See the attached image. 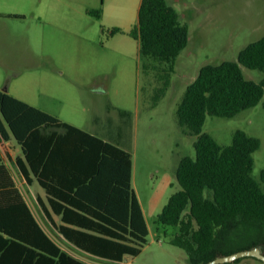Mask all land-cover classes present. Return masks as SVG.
Listing matches in <instances>:
<instances>
[{"label":"trees","instance_id":"trees-1","mask_svg":"<svg viewBox=\"0 0 264 264\" xmlns=\"http://www.w3.org/2000/svg\"><path fill=\"white\" fill-rule=\"evenodd\" d=\"M88 14L100 19L102 9ZM119 32L116 28L112 34ZM129 36L139 42L143 73H153L158 82L156 106L188 46L189 27L167 0H142ZM242 68L264 73V36L242 49L237 61L203 66L177 109L180 127L196 138L195 156L180 160L181 190L171 195L158 219L175 229L170 243L186 253L190 264L254 247L264 254L263 238H253L246 249L227 248L234 239H223L237 226L251 229L253 237L264 229V170L259 180L253 176V155L261 141L237 130L232 143L223 146L203 132L209 116L234 118L264 98V78L249 80ZM10 142L20 150L9 158L11 166L26 186L38 184L43 190L38 204L67 242L116 264L141 254L150 231L133 188L130 152L0 90V144ZM11 166L0 148V264H85L43 230Z\"/></svg>","mask_w":264,"mask_h":264},{"label":"rangeland","instance_id":"rangeland-1","mask_svg":"<svg viewBox=\"0 0 264 264\" xmlns=\"http://www.w3.org/2000/svg\"><path fill=\"white\" fill-rule=\"evenodd\" d=\"M141 1L0 0V90L132 154L133 188L150 233L141 254L121 264H190L186 253L170 243L175 229L158 219L171 195L181 190L176 178L180 160L195 156L196 138L180 127L177 109L203 66L237 61L242 49L264 36V0H167L188 25L189 43L156 106L153 89L158 82L153 73H143L139 42L129 36L138 23ZM99 9L100 19L88 14ZM116 28L122 32L112 34ZM242 69L249 80L264 78L262 72ZM237 130L261 141L253 155V176L259 180L264 170V98L234 118L209 116L203 132L228 146ZM1 150L6 162L20 153L14 142L1 145ZM11 168L47 226L37 203L38 197L44 199L42 189L26 186ZM255 235L237 226L223 239H234L227 248L246 249L253 238L264 240V229ZM225 264L264 262L244 257Z\"/></svg>","mask_w":264,"mask_h":264},{"label":"crops","instance_id":"crops-1","mask_svg":"<svg viewBox=\"0 0 264 264\" xmlns=\"http://www.w3.org/2000/svg\"><path fill=\"white\" fill-rule=\"evenodd\" d=\"M9 16V15H8ZM8 144V143H7ZM4 145H6V144H4ZM0 148H1V144H0ZM2 151V150H1ZM17 156V155H16ZM15 156V157H16ZM10 157H12V156H8V158H10ZM15 157H12V158H15ZM9 166H11V163H10V161L9 162H6ZM43 191V190H42ZM44 193V192H43ZM137 194V193H136ZM138 196V195H137ZM139 198V197H138ZM27 200V199H26ZM139 201H140V199H139ZM29 203V202H28ZM37 203H38V200H37ZM141 203V202H140ZM141 206H142V204H141ZM31 207V206H30ZM38 207H39V209H40V211L42 212V214H43V217H44V219L46 220V224H47V226L46 225H44L39 219H38V217L36 216V214H35V216H36V218H37V220H38V222H39V224L41 225V227L43 228V230L55 241V243H57L61 248H62V250L63 251H65L66 253H68L70 256H72L73 258H75L76 260H79V261H81V262H83V263H85V264H95L94 263V260H98V261H102V262H107V261H104V260H101V259H99V258H96V257H94V256H92V255H90V254H87V253H85V252H83V251H81V250H79V249H77V248H75L72 244H70L69 242H67L59 233H58V231L56 230V227L54 226V224L53 223H51L49 220H47V218L45 217V214L43 213V211H42V208L39 206V204H38ZM32 209V208H31ZM32 211H33V209H32ZM34 212V211H33ZM54 220H55V222L58 224L59 223V218L58 217H56V216H54ZM49 229L51 230V231H53L57 236L55 237V236H53V234L49 231ZM127 260V258H125V260L124 261H126ZM107 263H110V264H116V263H111V262H107ZM118 264V263H117Z\"/></svg>","mask_w":264,"mask_h":264},{"label":"water","instance_id":"water-1","mask_svg":"<svg viewBox=\"0 0 264 264\" xmlns=\"http://www.w3.org/2000/svg\"><path fill=\"white\" fill-rule=\"evenodd\" d=\"M5 92H7V90H5ZM244 257H252L264 262V254L262 248L254 247L252 249L239 251L231 255L217 257L214 260L208 262L207 264H225V263L234 262Z\"/></svg>","mask_w":264,"mask_h":264}]
</instances>
